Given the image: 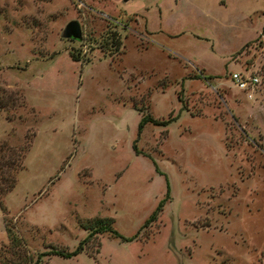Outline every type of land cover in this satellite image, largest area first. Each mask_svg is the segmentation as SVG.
I'll return each instance as SVG.
<instances>
[{
	"label": "rangeland",
	"instance_id": "1",
	"mask_svg": "<svg viewBox=\"0 0 264 264\" xmlns=\"http://www.w3.org/2000/svg\"><path fill=\"white\" fill-rule=\"evenodd\" d=\"M0 188V264H264V0H0Z\"/></svg>",
	"mask_w": 264,
	"mask_h": 264
},
{
	"label": "trees",
	"instance_id": "2",
	"mask_svg": "<svg viewBox=\"0 0 264 264\" xmlns=\"http://www.w3.org/2000/svg\"><path fill=\"white\" fill-rule=\"evenodd\" d=\"M114 33H111L110 34V38H114ZM120 42L118 39H114V47L117 48V45H119ZM71 59L75 60L77 59L76 56H74L73 53H69ZM203 77H207V76H204ZM168 120H170V118H167V119H164V120H158V119H155V118H152L150 115L148 114H141V116L139 117V120L137 122V133L140 132L142 126L144 123L146 122H150L152 124H164L166 123ZM8 187L12 186L11 185V178L8 179ZM164 181H165V192L163 194V196L157 201V203L155 204L154 208L152 209V211L148 214V216L145 218V220L143 221V223L141 224V226H144L145 224L149 223L150 221H152L155 216H156V213L158 212V210L161 208L162 204L164 201H166L168 198H169V188H168V183H167V179L166 177L164 176ZM1 190V188H0ZM2 192V190H1ZM111 218L110 217H101V218H96L92 221H90L89 224H86V225H83V228L87 229L88 232L87 234L85 235L84 238H82L81 240H79L76 244V246L72 249V250H69V251H62V250H59V249H55V248H50L49 250H46L44 252H38L36 254V258L32 261L31 264H36L37 261H38V258L40 255L42 254H56V255H59V256H63V257H68V256H71V255H74L76 254L80 249H81V243L87 239L91 234L93 233H96V232H106L109 234V236L111 237H116V238H119L120 240H123V241H127V240H130L132 238H134L135 234L132 235V236H123L121 235L114 227L111 226ZM87 223V222H86ZM7 231V230H6ZM8 238L10 239V241H16V237H15V234L14 233H8Z\"/></svg>",
	"mask_w": 264,
	"mask_h": 264
},
{
	"label": "built area",
	"instance_id": "3",
	"mask_svg": "<svg viewBox=\"0 0 264 264\" xmlns=\"http://www.w3.org/2000/svg\"><path fill=\"white\" fill-rule=\"evenodd\" d=\"M230 79L232 81V84L237 89L245 92V95L247 97L251 96V93L254 91L259 81V78L254 73L237 71H232L230 73Z\"/></svg>",
	"mask_w": 264,
	"mask_h": 264
},
{
	"label": "water",
	"instance_id": "4",
	"mask_svg": "<svg viewBox=\"0 0 264 264\" xmlns=\"http://www.w3.org/2000/svg\"><path fill=\"white\" fill-rule=\"evenodd\" d=\"M61 35L71 39H76V40L79 39L80 30L77 21L76 20L68 21L62 29Z\"/></svg>",
	"mask_w": 264,
	"mask_h": 264
}]
</instances>
